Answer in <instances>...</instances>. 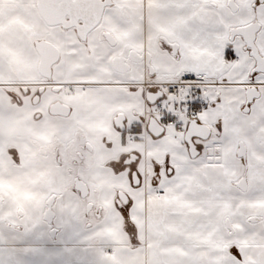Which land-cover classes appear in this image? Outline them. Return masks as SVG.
Returning <instances> with one entry per match:
<instances>
[{"label": "snow or ice", "instance_id": "obj_1", "mask_svg": "<svg viewBox=\"0 0 264 264\" xmlns=\"http://www.w3.org/2000/svg\"><path fill=\"white\" fill-rule=\"evenodd\" d=\"M0 264H264V0H0Z\"/></svg>", "mask_w": 264, "mask_h": 264}]
</instances>
